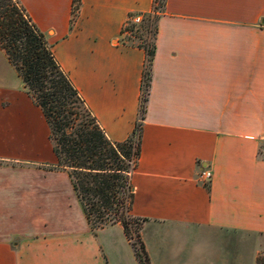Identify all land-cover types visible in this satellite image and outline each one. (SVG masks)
I'll return each instance as SVG.
<instances>
[{
  "label": "crops",
  "instance_id": "1",
  "mask_svg": "<svg viewBox=\"0 0 264 264\" xmlns=\"http://www.w3.org/2000/svg\"><path fill=\"white\" fill-rule=\"evenodd\" d=\"M111 142L137 118L145 53L123 45L152 0H16ZM129 177L149 264L264 256V0H164ZM48 126L0 50V264H137L122 228L90 231ZM211 179L202 185L201 170Z\"/></svg>",
  "mask_w": 264,
  "mask_h": 264
},
{
  "label": "trees",
  "instance_id": "2",
  "mask_svg": "<svg viewBox=\"0 0 264 264\" xmlns=\"http://www.w3.org/2000/svg\"><path fill=\"white\" fill-rule=\"evenodd\" d=\"M163 2L155 0L151 13L142 15L136 26L128 21L134 15L129 14L119 35L127 32L136 36L140 29L147 31L152 24L154 39L155 21ZM77 7L78 0H72V11ZM129 47L140 48L145 53L137 118L126 139L111 142L60 70L51 45L23 8L16 0H0V50L42 113L49 130L55 167L66 172L90 231L119 225L137 264H149L139 237L145 219L129 214L132 199L129 177L139 156L140 121L145 110L154 46L152 41L149 49L142 45ZM255 264H264V257L258 256Z\"/></svg>",
  "mask_w": 264,
  "mask_h": 264
},
{
  "label": "rangeland",
  "instance_id": "3",
  "mask_svg": "<svg viewBox=\"0 0 264 264\" xmlns=\"http://www.w3.org/2000/svg\"><path fill=\"white\" fill-rule=\"evenodd\" d=\"M119 41L123 45H126V46H129V45H132V46L142 45L145 48L149 49L151 47L152 41H153V27H152V24L148 27L147 31L144 30V29H140L136 36H134V35H132L130 33H127V32L123 33V35H121L119 37ZM259 156L264 158V145L260 149ZM142 226H143V223H141V227ZM131 236L133 237L134 235L131 234ZM260 257H264V256H260Z\"/></svg>",
  "mask_w": 264,
  "mask_h": 264
},
{
  "label": "built area",
  "instance_id": "4",
  "mask_svg": "<svg viewBox=\"0 0 264 264\" xmlns=\"http://www.w3.org/2000/svg\"><path fill=\"white\" fill-rule=\"evenodd\" d=\"M152 6H155V0H152ZM142 19V15L141 14H134L131 17L128 18V21L132 24V25H138L140 24ZM211 179V173L209 170H201L198 174V181L200 182V184L202 185H206L209 183Z\"/></svg>",
  "mask_w": 264,
  "mask_h": 264
}]
</instances>
